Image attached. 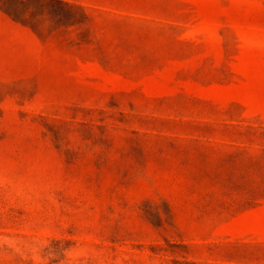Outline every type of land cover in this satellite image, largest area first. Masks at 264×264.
Masks as SVG:
<instances>
[{
  "label": "rangeland",
  "instance_id": "rangeland-1",
  "mask_svg": "<svg viewBox=\"0 0 264 264\" xmlns=\"http://www.w3.org/2000/svg\"><path fill=\"white\" fill-rule=\"evenodd\" d=\"M0 264H264V0H0Z\"/></svg>",
  "mask_w": 264,
  "mask_h": 264
}]
</instances>
